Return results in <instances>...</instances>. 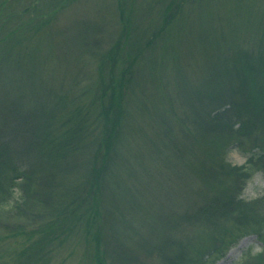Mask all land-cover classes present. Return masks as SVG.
Here are the masks:
<instances>
[{
  "label": "trees",
  "instance_id": "1",
  "mask_svg": "<svg viewBox=\"0 0 264 264\" xmlns=\"http://www.w3.org/2000/svg\"><path fill=\"white\" fill-rule=\"evenodd\" d=\"M73 1L0 0V210L20 189L22 203L13 207L18 216L22 205L28 206L30 220L37 219L35 208L41 205L50 214L36 229L20 226L12 234L37 237L27 245L30 256H16L14 264H47L64 239L80 232L92 242L87 254L94 253L95 264H108L109 243L123 264L139 259L146 263L148 256L161 264H209L208 259L225 252L222 244L233 246L251 234L264 248V203L242 198L254 174L264 173V0L260 6H253L256 0H228V8L232 5L240 16L217 25L204 23L195 33V41L181 55L189 62V72L202 61L187 82L198 95L192 103L185 101L179 115L168 96L162 108L150 103L149 93L140 89L138 72L159 41L185 31L193 13L203 10L204 0H114V33L110 24V31H98L91 45L98 53L94 78H72L74 90L62 83L53 88L44 80L37 82L36 72L23 70L25 82L3 86V77L21 70L26 60L34 64L35 55L25 42L38 43L34 38L50 31ZM247 3L251 5L246 9ZM108 40L110 46L103 48ZM4 94L17 95L6 100ZM174 116H179L184 139L179 154H197L196 163L182 183L179 202L161 211L155 235L146 244L131 245L110 232L113 198L114 203L118 200L116 173L130 163V124H135V133V121L148 119L149 127L158 125L149 137L167 138L174 135ZM142 125L137 131L146 135ZM229 148L242 150L247 163H229ZM207 223L214 232L206 238L195 231L181 237ZM257 258V264H264V254Z\"/></svg>",
  "mask_w": 264,
  "mask_h": 264
},
{
  "label": "rangeland",
  "instance_id": "2",
  "mask_svg": "<svg viewBox=\"0 0 264 264\" xmlns=\"http://www.w3.org/2000/svg\"><path fill=\"white\" fill-rule=\"evenodd\" d=\"M254 2L257 4L253 3V6L262 5L259 0ZM228 3V0H204L203 10L201 12L196 10L193 13L192 22L191 24L187 23L183 33H173L166 40L159 41L154 50H150L140 66L138 74L142 77L139 84L140 89L149 93L151 104L154 105L158 102L160 107H164L162 103L168 96L174 105L176 104V113L179 115L181 109L183 110L182 106L185 107V101H187L186 104H189L196 100L197 88H192L187 82L192 81L189 80L192 78L191 76L197 75L198 64L201 65L202 61L199 58V63L194 70L189 72L186 68L189 62L185 57H182L185 55L182 52L192 45L195 41V33L202 29L204 23L217 25L222 20L228 21L234 15L240 16V12L235 11L232 5L228 8ZM69 4H64L69 7L57 15L50 31H47L41 38H34L39 41L38 43L31 40L25 42L26 48L33 51L30 54L35 55V62L30 65L26 60L27 63L24 62L26 66H21V70L4 76L3 86L10 81H15V84L25 82L26 73L21 72L23 70L36 72L34 76L37 77V82L44 80L53 88L62 83L63 88L74 90L71 83L72 78H94V59L98 53L96 49L91 48V45L96 42L98 31L102 30L108 33L110 24L115 22L112 12L116 7L114 0H74ZM249 5L251 3H247L245 8L247 9ZM229 24L233 25L231 22L227 23V25ZM111 29L113 34L114 24L111 25ZM108 46H110L109 40L103 42V48L107 47L108 49ZM192 52L194 53L193 50ZM191 66H194L193 61ZM182 90L183 92L187 91L183 96H181ZM74 94L76 91L72 93V95ZM16 95H5L4 99L7 100L9 97L14 99ZM167 110L165 109L164 113H167ZM171 120L174 135L167 138L149 137L152 136V133L154 135L156 130L158 131V125L152 122L155 124L154 129L149 127L148 119L139 118L138 121H135L137 122L135 133L132 131L133 127L135 129V124H130L131 149L126 154L130 157V163L126 162L127 167L125 166L124 169L116 173L115 187L118 200L114 203L113 198V211L110 212V232L113 237L115 234L117 237L127 238L131 245H134L135 241L139 243L144 241L146 244L149 242L150 236L155 235L153 230L157 228L158 223L156 222L160 220L161 211L167 210V204L179 202L182 183H185L184 180L189 177L188 173L193 171L196 163L197 154L194 153L187 157L179 154V144L184 140L181 134L180 119L179 116H174ZM140 124H143L146 135L137 131V126ZM227 151V161L232 165L244 166L247 163V155L239 148H229ZM192 152L194 150H191ZM112 178L114 180V175ZM63 180L67 182V178ZM21 194L24 195L22 190L15 189L12 196L14 199L8 203L5 209L0 210V264H14L16 256L23 258L30 256L31 252L27 245L31 247L37 237L32 236L30 239L12 237V234L18 231L20 226L24 231H29L49 220L46 216L50 214L46 209H43L42 205L35 208V217L37 218L35 221L30 220L28 214H25L28 210L25 208L28 207L26 205L20 206L23 214L18 216L13 207L22 203ZM242 198L248 203L257 200L264 203V173L254 174L249 180ZM39 211L40 215H38ZM100 222L98 217L99 227H101ZM193 231L197 234L203 233V237L206 238L210 232L211 234L214 232V229L207 223V225L203 224L189 229L181 237L188 238V235ZM233 234L239 235L240 232L235 231ZM218 235L216 233V236ZM63 236L59 237L63 238ZM68 237H65L61 248L57 249L47 264H95L94 253L88 252L87 254V247L90 250L93 249L92 242L84 240L85 236L81 232ZM222 245L225 247L223 249H226L223 255L214 261L208 259L209 264H257L258 255L264 254L262 241L253 234L240 238L233 246ZM107 246L110 249L108 250V264H123V260L118 259L115 254L114 244L109 243ZM36 256L38 257L39 254ZM135 264H161V261L148 256L146 263L139 259L135 261Z\"/></svg>",
  "mask_w": 264,
  "mask_h": 264
}]
</instances>
